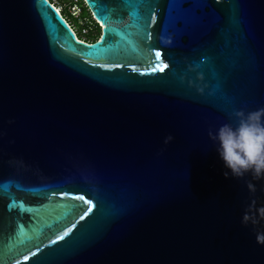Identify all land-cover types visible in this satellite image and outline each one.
I'll use <instances>...</instances> for the list:
<instances>
[{
  "label": "water",
  "instance_id": "95a60500",
  "mask_svg": "<svg viewBox=\"0 0 264 264\" xmlns=\"http://www.w3.org/2000/svg\"><path fill=\"white\" fill-rule=\"evenodd\" d=\"M80 1L91 44L0 0V264H264L208 136L264 108V0Z\"/></svg>",
  "mask_w": 264,
  "mask_h": 264
},
{
  "label": "clouds",
  "instance_id": "9594fccd",
  "mask_svg": "<svg viewBox=\"0 0 264 264\" xmlns=\"http://www.w3.org/2000/svg\"><path fill=\"white\" fill-rule=\"evenodd\" d=\"M190 70L195 71V68ZM189 85L201 93L204 87H207V85L200 87L192 81H189ZM232 115L239 121L237 127L233 128L225 124L216 133L210 129L208 136L213 142L219 143L217 150L225 167L231 170L232 177L243 178L246 173L251 172L253 180H262L264 179V108L247 114L243 110H238ZM173 139V136L169 135L164 143L168 144ZM224 176L227 179L229 172H224ZM246 186L249 193L255 195L256 185L246 181ZM261 221H264V206L257 208L256 200L252 199L242 216L241 224L245 227L251 224L255 230L256 242L264 245V230H256V226L260 225Z\"/></svg>",
  "mask_w": 264,
  "mask_h": 264
},
{
  "label": "trees",
  "instance_id": "16d2710c",
  "mask_svg": "<svg viewBox=\"0 0 264 264\" xmlns=\"http://www.w3.org/2000/svg\"><path fill=\"white\" fill-rule=\"evenodd\" d=\"M57 1L60 4L65 5V8L60 10V14L62 15V17L66 19V22L75 31L77 35V39L86 44H91L93 42H96L99 38L100 30L97 28L94 34L91 33V34L84 36L83 34H81V28L79 27L77 23L78 22L77 18L74 15H72L71 12L69 11V7H71V5L73 4H76L81 9L80 17H91V14L88 11L84 1L75 0L76 3L74 2V0H57ZM49 2L53 3L52 0H49Z\"/></svg>",
  "mask_w": 264,
  "mask_h": 264
},
{
  "label": "built area",
  "instance_id": "2783aa9c",
  "mask_svg": "<svg viewBox=\"0 0 264 264\" xmlns=\"http://www.w3.org/2000/svg\"><path fill=\"white\" fill-rule=\"evenodd\" d=\"M51 5L59 12L60 8L55 5L54 3H51ZM72 15L76 16L78 20V25L81 28V34L84 36L88 34H94L96 29L98 28L100 30L101 26L99 23H96L95 20L92 17H80L81 9L76 4L72 6Z\"/></svg>",
  "mask_w": 264,
  "mask_h": 264
},
{
  "label": "rangeland",
  "instance_id": "374dc122",
  "mask_svg": "<svg viewBox=\"0 0 264 264\" xmlns=\"http://www.w3.org/2000/svg\"><path fill=\"white\" fill-rule=\"evenodd\" d=\"M53 1V3L55 4V5H57L59 8H60V10H62V9H64L65 8V5H62V4H60L57 0H52ZM75 3H76V1H74ZM74 5V4H73ZM73 5H71V7H69V11L71 12V14H72V12H73V10H72V6ZM76 17V16H75Z\"/></svg>",
  "mask_w": 264,
  "mask_h": 264
},
{
  "label": "snow or ice",
  "instance_id": "6c2138e0",
  "mask_svg": "<svg viewBox=\"0 0 264 264\" xmlns=\"http://www.w3.org/2000/svg\"><path fill=\"white\" fill-rule=\"evenodd\" d=\"M102 39H103V37H102ZM155 55H156L157 60H159L160 59V53H156ZM166 67H167V65H160V66H158L159 71H164V69ZM153 70H155V69H153Z\"/></svg>",
  "mask_w": 264,
  "mask_h": 264
}]
</instances>
